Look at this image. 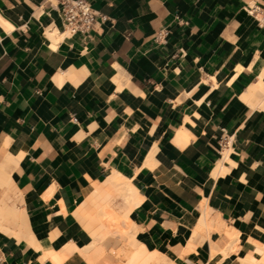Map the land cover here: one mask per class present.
I'll return each instance as SVG.
<instances>
[{"label":"crops","instance_id":"0c3cea01","mask_svg":"<svg viewBox=\"0 0 264 264\" xmlns=\"http://www.w3.org/2000/svg\"><path fill=\"white\" fill-rule=\"evenodd\" d=\"M62 1L0 0V264H88L75 213L113 173L149 251L264 264V0H90L82 35Z\"/></svg>","mask_w":264,"mask_h":264},{"label":"bare ground","instance_id":"6f19581e","mask_svg":"<svg viewBox=\"0 0 264 264\" xmlns=\"http://www.w3.org/2000/svg\"><path fill=\"white\" fill-rule=\"evenodd\" d=\"M57 32H55V34ZM124 177L117 173L109 175L106 181L100 183V185H96L92 194L79 205L75 214L90 233L91 241L86 243L82 248L74 244L70 245L66 250L68 255L78 252L85 257L90 264H93L104 252L102 242L107 237L111 236V229H113L111 226L122 224L127 231V236L122 235V239L129 241L133 247L128 264H161L165 262L166 259L163 256L156 251H149L144 245L136 243L133 239L134 227L130 218L134 207L138 204V200H136L137 192L131 182ZM117 195H120V202L123 203L125 208L122 217L119 216V212L117 213V206L113 203ZM119 227L120 226L116 228L117 231L120 230ZM216 255L217 254H214L213 258ZM251 263L255 264L256 262L251 260ZM260 264L263 263L260 262Z\"/></svg>","mask_w":264,"mask_h":264},{"label":"built area","instance_id":"2783aa9c","mask_svg":"<svg viewBox=\"0 0 264 264\" xmlns=\"http://www.w3.org/2000/svg\"><path fill=\"white\" fill-rule=\"evenodd\" d=\"M249 13L264 26V5L249 7ZM61 15L64 26L71 35L87 34L96 22L97 15L92 8L90 0H63L61 3ZM228 143L227 138L220 140L223 148Z\"/></svg>","mask_w":264,"mask_h":264},{"label":"rangeland","instance_id":"374dc122","mask_svg":"<svg viewBox=\"0 0 264 264\" xmlns=\"http://www.w3.org/2000/svg\"><path fill=\"white\" fill-rule=\"evenodd\" d=\"M116 194H118V193H116ZM119 197H120V195L119 196L117 195V197L115 196V198L113 200L114 201L113 203L115 204V206H117V207L119 206L118 208L116 207L117 213L119 212V216L122 217L123 216V213L125 212L124 205H123L122 202L119 205H117L115 203L117 200H120L121 199V198L119 199ZM118 226H120L119 227L120 230L117 231L116 228ZM118 226L117 225H115V226L112 225L111 226V228H113V229H111L112 230L111 236H118L119 238L121 237V239H122V235L123 236H127V231H126L125 227L122 224H118ZM116 244H118L120 246V249H119V259H118L119 262H120V264H128V261H129L130 256H131V246L129 245V241L123 239L122 242H118ZM166 259L167 260H165V262L164 263H161V264H173L172 263V260H170L168 258H166Z\"/></svg>","mask_w":264,"mask_h":264}]
</instances>
